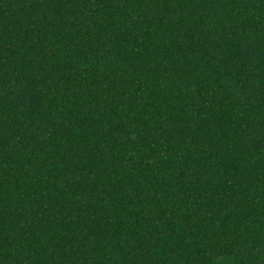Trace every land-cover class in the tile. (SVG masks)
Segmentation results:
<instances>
[{
    "label": "trees",
    "instance_id": "obj_1",
    "mask_svg": "<svg viewBox=\"0 0 264 264\" xmlns=\"http://www.w3.org/2000/svg\"><path fill=\"white\" fill-rule=\"evenodd\" d=\"M0 264H264V0H0Z\"/></svg>",
    "mask_w": 264,
    "mask_h": 264
}]
</instances>
